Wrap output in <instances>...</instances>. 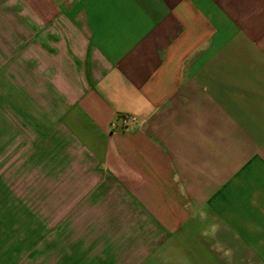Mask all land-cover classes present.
Wrapping results in <instances>:
<instances>
[{
	"label": "crops",
	"instance_id": "1",
	"mask_svg": "<svg viewBox=\"0 0 264 264\" xmlns=\"http://www.w3.org/2000/svg\"><path fill=\"white\" fill-rule=\"evenodd\" d=\"M0 264H264V0H0Z\"/></svg>",
	"mask_w": 264,
	"mask_h": 264
},
{
	"label": "rangeland",
	"instance_id": "2",
	"mask_svg": "<svg viewBox=\"0 0 264 264\" xmlns=\"http://www.w3.org/2000/svg\"><path fill=\"white\" fill-rule=\"evenodd\" d=\"M143 234L147 233V237H149L150 231H142ZM121 233V235L119 234ZM126 237V238H134L135 237V233L136 231L134 230H125V231H119V230H110V231H96V241L98 240H102V241H118V237L119 235ZM126 233V234H125ZM130 241V240H129ZM134 242V241H133ZM143 252H145L147 250V248L151 247L153 244V241H143ZM132 247L128 245L127 249L128 251L131 249Z\"/></svg>",
	"mask_w": 264,
	"mask_h": 264
},
{
	"label": "built area",
	"instance_id": "3",
	"mask_svg": "<svg viewBox=\"0 0 264 264\" xmlns=\"http://www.w3.org/2000/svg\"><path fill=\"white\" fill-rule=\"evenodd\" d=\"M117 122H121L124 125L128 124V123H136L137 122V118L133 117V116L122 117V118H119Z\"/></svg>",
	"mask_w": 264,
	"mask_h": 264
}]
</instances>
